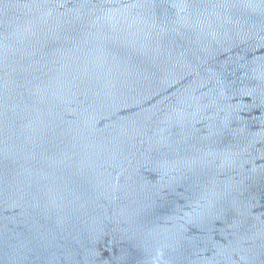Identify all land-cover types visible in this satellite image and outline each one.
Here are the masks:
<instances>
[{
  "label": "water",
  "instance_id": "95a60500",
  "mask_svg": "<svg viewBox=\"0 0 264 264\" xmlns=\"http://www.w3.org/2000/svg\"><path fill=\"white\" fill-rule=\"evenodd\" d=\"M0 264H264V0H0Z\"/></svg>",
  "mask_w": 264,
  "mask_h": 264
}]
</instances>
